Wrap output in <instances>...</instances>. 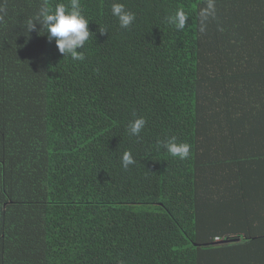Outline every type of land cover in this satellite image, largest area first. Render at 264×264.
Returning <instances> with one entry per match:
<instances>
[{
	"label": "trees",
	"instance_id": "1",
	"mask_svg": "<svg viewBox=\"0 0 264 264\" xmlns=\"http://www.w3.org/2000/svg\"><path fill=\"white\" fill-rule=\"evenodd\" d=\"M113 2L81 0L73 61L25 27L44 0H0V264H264V0H215L204 32L207 0H120L129 29Z\"/></svg>",
	"mask_w": 264,
	"mask_h": 264
},
{
	"label": "clouds",
	"instance_id": "2",
	"mask_svg": "<svg viewBox=\"0 0 264 264\" xmlns=\"http://www.w3.org/2000/svg\"><path fill=\"white\" fill-rule=\"evenodd\" d=\"M111 13L117 18L119 27L129 29L136 20V14L128 9L123 2L115 0L111 5ZM215 0H207V6L199 11L200 31L204 32L210 18H215ZM90 19L86 16L81 0H68V3H57L49 7L47 0L39 7L38 11L27 20L26 29L28 33L39 30L43 27L45 31L40 35H47L49 42L55 41V45L63 57H70L73 61H84V46L93 32L89 29ZM188 22V13L177 8L174 12L165 17V23L175 27L177 30L185 28ZM39 25V28H37ZM101 34L107 33L102 28ZM147 121L140 116L131 121L128 125V132L131 136H139ZM158 147H163L172 157L186 160L190 156L191 145L178 141L177 137L171 136L158 142ZM123 168L127 169L136 163L132 153L125 151L121 158Z\"/></svg>",
	"mask_w": 264,
	"mask_h": 264
},
{
	"label": "crops",
	"instance_id": "3",
	"mask_svg": "<svg viewBox=\"0 0 264 264\" xmlns=\"http://www.w3.org/2000/svg\"><path fill=\"white\" fill-rule=\"evenodd\" d=\"M221 235H219V236H217V237H219L220 239H219V241H222V240H224L222 237H220ZM217 237H215V238H217ZM216 241H218V240H216ZM264 244V242H261V241H257V242H255V243H250V244H246L245 245V253H247V254H249L248 256L250 257V258H252V253H256L257 251H258V248H259V246L257 245V244ZM255 246V247H254ZM255 249V250H254ZM264 255V254H263ZM241 264H243V263H241ZM245 264V263H244Z\"/></svg>",
	"mask_w": 264,
	"mask_h": 264
},
{
	"label": "built area",
	"instance_id": "4",
	"mask_svg": "<svg viewBox=\"0 0 264 264\" xmlns=\"http://www.w3.org/2000/svg\"><path fill=\"white\" fill-rule=\"evenodd\" d=\"M218 239V238H217Z\"/></svg>",
	"mask_w": 264,
	"mask_h": 264
}]
</instances>
